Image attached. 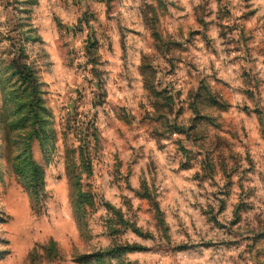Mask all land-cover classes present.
I'll list each match as a JSON object with an SVG mask.
<instances>
[{
    "label": "rangeland",
    "instance_id": "1",
    "mask_svg": "<svg viewBox=\"0 0 264 264\" xmlns=\"http://www.w3.org/2000/svg\"><path fill=\"white\" fill-rule=\"evenodd\" d=\"M0 264H264V0H0Z\"/></svg>",
    "mask_w": 264,
    "mask_h": 264
},
{
    "label": "trees",
    "instance_id": "2",
    "mask_svg": "<svg viewBox=\"0 0 264 264\" xmlns=\"http://www.w3.org/2000/svg\"><path fill=\"white\" fill-rule=\"evenodd\" d=\"M31 171L33 172V176L35 177L36 175L38 176V175H40V173H39V171H38V168L36 167V166H32V169H31ZM34 179H36V177L34 178ZM132 250H134V249H132Z\"/></svg>",
    "mask_w": 264,
    "mask_h": 264
}]
</instances>
